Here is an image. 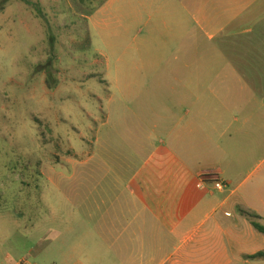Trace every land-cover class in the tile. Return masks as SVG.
I'll return each mask as SVG.
<instances>
[{"label": "crops", "instance_id": "obj_1", "mask_svg": "<svg viewBox=\"0 0 264 264\" xmlns=\"http://www.w3.org/2000/svg\"><path fill=\"white\" fill-rule=\"evenodd\" d=\"M169 5L155 43L122 66L119 109L73 161L87 178L64 193L76 264H252L264 251L241 213L264 212V175L244 173L264 147V0ZM192 21L212 41L232 39L213 47L218 59L193 61Z\"/></svg>", "mask_w": 264, "mask_h": 264}, {"label": "rangeland", "instance_id": "obj_2", "mask_svg": "<svg viewBox=\"0 0 264 264\" xmlns=\"http://www.w3.org/2000/svg\"><path fill=\"white\" fill-rule=\"evenodd\" d=\"M33 1L46 20L20 0H0V264H76L64 193L87 178L73 161L88 159L95 130L120 107L123 64L155 43L173 0ZM231 41L210 40L192 21L194 62L218 59L213 47ZM250 170L264 175V147L252 148Z\"/></svg>", "mask_w": 264, "mask_h": 264}, {"label": "trees", "instance_id": "obj_3", "mask_svg": "<svg viewBox=\"0 0 264 264\" xmlns=\"http://www.w3.org/2000/svg\"><path fill=\"white\" fill-rule=\"evenodd\" d=\"M20 1L27 4L28 6H31L37 12V14L40 18L46 20V16L43 13L41 5L39 3L34 2L33 0H20ZM95 12L96 11L94 10V12H92L89 16H92ZM53 51L54 50H52V52ZM241 213L243 215L247 216L251 220V222H252V224L256 230H258L260 233L264 234V226L258 222L261 219L260 216L254 214V213L247 212V211H241ZM248 259H250V260L264 259V251L259 252L253 256H250V257H248Z\"/></svg>", "mask_w": 264, "mask_h": 264}, {"label": "built area", "instance_id": "obj_4", "mask_svg": "<svg viewBox=\"0 0 264 264\" xmlns=\"http://www.w3.org/2000/svg\"><path fill=\"white\" fill-rule=\"evenodd\" d=\"M215 189L218 191H225L228 188V185H226L224 182L220 181L219 179L215 180Z\"/></svg>", "mask_w": 264, "mask_h": 264}]
</instances>
